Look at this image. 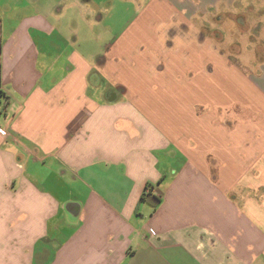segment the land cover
I'll return each instance as SVG.
<instances>
[{
	"label": "crops",
	"instance_id": "obj_1",
	"mask_svg": "<svg viewBox=\"0 0 264 264\" xmlns=\"http://www.w3.org/2000/svg\"><path fill=\"white\" fill-rule=\"evenodd\" d=\"M87 2L0 0V264L264 259V59L221 26L264 50V0H138L117 34Z\"/></svg>",
	"mask_w": 264,
	"mask_h": 264
},
{
	"label": "rangeland",
	"instance_id": "obj_2",
	"mask_svg": "<svg viewBox=\"0 0 264 264\" xmlns=\"http://www.w3.org/2000/svg\"><path fill=\"white\" fill-rule=\"evenodd\" d=\"M87 5L95 12V16H97V18L101 17V19L98 20L99 23H96V21L93 22L96 32H101L102 28L108 27L117 34L121 30H123L128 25V22L133 18L135 12L138 10L139 2L138 0H102L101 3L97 4L96 0H88ZM240 15L244 16V14ZM236 16V18H239L238 15ZM234 21H236V19H234ZM240 21L243 23L244 20H239V22ZM211 22L214 23V20L212 19ZM168 25L169 28H173V31H181L182 28L186 30V25L179 24L176 18H173ZM221 26L222 29L226 30L229 33V35L226 34L222 44L228 45L232 41L234 42V44L232 46H229V48L233 51H239V49L241 51V55L239 58H235V56L232 55V62L241 65L243 71L248 73L247 77H250L251 74L253 75L256 72L257 67L253 65L254 63H256L255 58L253 59V49L255 48L254 52L258 56L257 60L264 59V50L261 46V43L263 42L258 41L257 43L256 39L253 36L244 33V28L240 29L242 31H240L239 28L238 30H236V28L234 27H237L238 25L232 22L229 17H226L223 20ZM239 32H242V35ZM176 43H180V41H176ZM228 52H230L229 49ZM116 89L120 91V93L124 92V89L122 87L117 86ZM237 107L244 108L242 105L238 104L235 105L234 108L237 110H241ZM242 112L244 118H250V116L246 114V111L244 109ZM252 264H264V259L259 258L253 260Z\"/></svg>",
	"mask_w": 264,
	"mask_h": 264
},
{
	"label": "trees",
	"instance_id": "obj_3",
	"mask_svg": "<svg viewBox=\"0 0 264 264\" xmlns=\"http://www.w3.org/2000/svg\"><path fill=\"white\" fill-rule=\"evenodd\" d=\"M145 187L147 191L141 194L138 203L146 202L152 207H156L159 204L160 199L149 194V191L151 190V185L147 184Z\"/></svg>",
	"mask_w": 264,
	"mask_h": 264
},
{
	"label": "water",
	"instance_id": "obj_4",
	"mask_svg": "<svg viewBox=\"0 0 264 264\" xmlns=\"http://www.w3.org/2000/svg\"><path fill=\"white\" fill-rule=\"evenodd\" d=\"M116 98H117L116 93H112V94H110V96L108 98V101L109 102H114L116 100Z\"/></svg>",
	"mask_w": 264,
	"mask_h": 264
},
{
	"label": "built area",
	"instance_id": "obj_5",
	"mask_svg": "<svg viewBox=\"0 0 264 264\" xmlns=\"http://www.w3.org/2000/svg\"><path fill=\"white\" fill-rule=\"evenodd\" d=\"M0 134L5 135L6 132H5L2 128H0ZM150 233H151L152 235L154 234V232H153L152 230H150Z\"/></svg>",
	"mask_w": 264,
	"mask_h": 264
}]
</instances>
